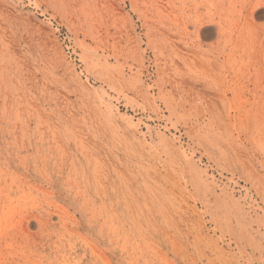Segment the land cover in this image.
Segmentation results:
<instances>
[{
	"label": "rangeland",
	"instance_id": "1",
	"mask_svg": "<svg viewBox=\"0 0 264 264\" xmlns=\"http://www.w3.org/2000/svg\"><path fill=\"white\" fill-rule=\"evenodd\" d=\"M171 5L0 0V264H264V87L170 90Z\"/></svg>",
	"mask_w": 264,
	"mask_h": 264
},
{
	"label": "bare ground",
	"instance_id": "2",
	"mask_svg": "<svg viewBox=\"0 0 264 264\" xmlns=\"http://www.w3.org/2000/svg\"><path fill=\"white\" fill-rule=\"evenodd\" d=\"M171 1L166 11L175 29L165 55L170 90L205 99L264 87V0Z\"/></svg>",
	"mask_w": 264,
	"mask_h": 264
}]
</instances>
